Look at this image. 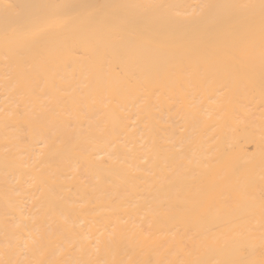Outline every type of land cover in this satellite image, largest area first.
I'll return each mask as SVG.
<instances>
[{
	"label": "bare ground",
	"instance_id": "6f19581e",
	"mask_svg": "<svg viewBox=\"0 0 264 264\" xmlns=\"http://www.w3.org/2000/svg\"><path fill=\"white\" fill-rule=\"evenodd\" d=\"M0 264H264V0H0Z\"/></svg>",
	"mask_w": 264,
	"mask_h": 264
}]
</instances>
